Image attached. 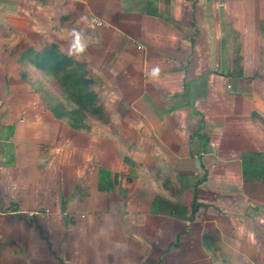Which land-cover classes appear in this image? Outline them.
Wrapping results in <instances>:
<instances>
[{"label":"crops","instance_id":"1","mask_svg":"<svg viewBox=\"0 0 264 264\" xmlns=\"http://www.w3.org/2000/svg\"><path fill=\"white\" fill-rule=\"evenodd\" d=\"M0 264H264V0H0Z\"/></svg>","mask_w":264,"mask_h":264},{"label":"trees","instance_id":"2","mask_svg":"<svg viewBox=\"0 0 264 264\" xmlns=\"http://www.w3.org/2000/svg\"><path fill=\"white\" fill-rule=\"evenodd\" d=\"M21 59L51 78L59 90L62 101L51 104L59 119L67 120L73 128H85L91 119L108 122L106 108L91 88L84 63L61 53L55 44L40 51L29 49Z\"/></svg>","mask_w":264,"mask_h":264},{"label":"rangeland","instance_id":"3","mask_svg":"<svg viewBox=\"0 0 264 264\" xmlns=\"http://www.w3.org/2000/svg\"><path fill=\"white\" fill-rule=\"evenodd\" d=\"M150 6L149 7H153V6H155V4L154 3H150L149 4ZM186 11H187V9H185ZM42 75L44 76V78H46V80H48L53 86H54V83L52 82V80H51V78H49L47 75H45L44 73H42Z\"/></svg>","mask_w":264,"mask_h":264},{"label":"built area","instance_id":"4","mask_svg":"<svg viewBox=\"0 0 264 264\" xmlns=\"http://www.w3.org/2000/svg\"><path fill=\"white\" fill-rule=\"evenodd\" d=\"M91 22L96 23L97 25H101V22L97 21L95 18H93Z\"/></svg>","mask_w":264,"mask_h":264},{"label":"clouds","instance_id":"5","mask_svg":"<svg viewBox=\"0 0 264 264\" xmlns=\"http://www.w3.org/2000/svg\"><path fill=\"white\" fill-rule=\"evenodd\" d=\"M82 50V49H81Z\"/></svg>","mask_w":264,"mask_h":264}]
</instances>
